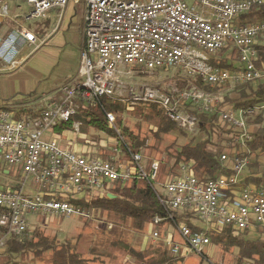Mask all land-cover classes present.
Segmentation results:
<instances>
[{
	"label": "built area",
	"instance_id": "2783aa9c",
	"mask_svg": "<svg viewBox=\"0 0 264 264\" xmlns=\"http://www.w3.org/2000/svg\"><path fill=\"white\" fill-rule=\"evenodd\" d=\"M84 46L80 52L79 75L82 82L63 86L57 100L36 109L37 117L14 119L10 111L0 110V164L18 167L31 175L38 191L25 195L13 188H0V255L11 235L28 230V216L88 218L89 211L70 204L104 195L113 184L127 185L139 179L155 193L166 217H155L150 225L154 241L164 234L170 255H201L210 241L205 232H192L184 223H176L172 212L190 214L213 229L245 233L258 226L264 231V190L240 186L246 158L232 157L230 176L197 179L189 166H181V175L157 183L160 162L152 161L148 170L141 164L140 153L124 152V160L101 159L76 154L56 140L46 138L56 125L67 122L76 113V101L97 102L100 98L136 106H158L164 116L182 131H191L196 120L186 107L209 114L218 106L217 95L190 85L163 93L142 86L125 93L118 80V65L137 66L145 72L180 69L189 79L198 78L208 85L244 84L261 79L255 68V46L264 41V22L237 25V18L264 0H84ZM69 0H25V21L44 20L51 10L62 11ZM196 5L201 10H196ZM9 7L0 0V27L8 18ZM36 35L25 28L0 36V63L15 69L26 48L38 49ZM234 50L238 70L234 73L213 64L219 51ZM264 111V103L247 111L219 112L221 122L247 137L246 116ZM113 126L115 118L106 114ZM77 128V125L74 126ZM118 133V131H117ZM243 141V140H242ZM116 151V150H115ZM229 160L227 154L220 161ZM160 188L163 193L157 191ZM170 229V230H168ZM170 231V232H169ZM176 233L181 242L173 240Z\"/></svg>",
	"mask_w": 264,
	"mask_h": 264
},
{
	"label": "trees",
	"instance_id": "16d2710c",
	"mask_svg": "<svg viewBox=\"0 0 264 264\" xmlns=\"http://www.w3.org/2000/svg\"><path fill=\"white\" fill-rule=\"evenodd\" d=\"M264 22V4L259 7L252 8L248 13L240 15L235 23L237 25H250ZM257 51V58L254 63L255 68L259 71L262 62H264V41L255 46ZM228 49H223L218 54H223ZM234 51V50H231ZM217 54V56H218ZM216 56V57H217ZM238 60V58H237ZM213 64L223 70H228L232 73L238 70V67L230 64L228 61L216 58ZM197 89L208 93L218 94L224 87L218 85H208L202 83L198 78L192 82ZM179 89L187 87L186 81H180L177 84ZM238 89L240 93L237 98H229L224 96L217 106V111L209 114L197 112L192 107H186L185 111L196 120V127L205 134L206 139L196 143L189 142L182 146L179 150L169 153L170 161L161 163L157 183H164L166 180L181 175L180 167L189 166L193 175L199 180L216 179L220 176H230L232 170L220 161V156L224 151L213 152L208 150L211 139L214 135H231V139L235 141L239 138V131L234 130L219 119L220 108L228 107L229 110L247 111L254 109L256 106L264 103V84L259 83L255 88L251 86V82L241 84ZM76 113L72 115L67 122L56 125L53 129L55 134L63 132H70L74 130L77 125L80 128L88 127L101 133H105L110 137L120 142V148L123 152L129 150L132 153H140L144 150V139L133 135L126 127H122L121 132L116 131V128L109 127L106 119V114H112L116 119H120L121 115L125 113L127 105L100 98L94 103H85L84 101H76ZM137 113L146 119H153L156 123L157 130L154 134L158 138L162 134H167L171 130L179 129L174 123L170 122L163 114V111L156 105L140 104L136 105ZM134 108V107H133ZM2 111H10L13 113L14 119L20 118H35L37 113L35 109H16L12 110L5 106L0 107ZM146 112V115L145 113ZM264 116L262 113L253 114L245 117L247 127L250 125L254 127L252 132H248L247 137L243 138V145L234 144L226 151L231 163L232 157L248 158L252 154H264V127L262 126ZM224 150V149H223ZM232 150L234 151L231 154ZM99 158L103 156H98ZM103 159V158H101ZM152 161L144 164L145 170H148ZM244 186L253 185L258 189L264 190V173L257 176L247 177ZM15 189V188H13ZM19 190V189H15ZM70 204L79 207L85 211L91 209H99L105 212L113 213L121 220H130L132 226L137 230H143L146 225H149L155 217L164 218L166 212L159 203L155 193L143 181L133 179L127 185L113 184L107 193L102 196L92 197L89 199L83 198L80 200L71 199ZM173 219L176 223H184L192 232H202V229L190 223V214H180L172 212ZM28 232L21 235H11L6 241L7 254H24L26 252L41 255L42 252L52 250L53 264H92L84 259L79 252L74 250L69 245H63L59 249L55 248L51 241L34 232L28 238ZM243 233H238L236 236L230 229H221L219 232L212 230L205 232V236L214 245H220L223 248L236 247L239 250V263L247 261L251 264H264V240L261 239H245ZM135 254L134 252H132ZM143 255H141L142 258ZM150 259L142 260L140 264H168L167 259ZM178 258L175 262H180Z\"/></svg>",
	"mask_w": 264,
	"mask_h": 264
},
{
	"label": "rangeland",
	"instance_id": "374dc122",
	"mask_svg": "<svg viewBox=\"0 0 264 264\" xmlns=\"http://www.w3.org/2000/svg\"><path fill=\"white\" fill-rule=\"evenodd\" d=\"M193 1L194 0H186V3L190 6ZM70 5H73L75 8V14L71 17V20L67 25L65 20L62 22L61 28L56 34L59 37L61 36L67 43L66 50L57 57L56 65H52L48 71L49 75H46V78L41 80L39 76L40 70L38 71V69H28V66L26 68L24 66L20 70V72L26 73V75L32 80L40 79V87H42V89L62 82V79L59 78V71L64 69L67 64L66 62H68V66L70 65L71 67L77 64L76 46L81 38L80 15L83 12L84 3L82 0H70ZM195 8L198 11L201 10L199 5H196ZM27 10V7L22 4V11L26 12ZM37 22L40 23V20H37ZM34 24L33 21L26 22L25 20H22L23 27L30 32H34ZM64 55L66 57H63ZM237 58L238 57L234 51L227 50L223 54H218L216 60L219 61L224 59L230 64L238 66L239 62L237 61ZM116 71L118 80L124 84L125 93H127L130 87L137 89L142 86H149L158 89L163 93H167L171 89L178 88L177 84L180 81H186L187 87H189L190 85H193L192 82L195 80L189 79L182 70L177 68L145 72L137 66L118 65ZM259 72L261 74V79L251 82L253 88L259 85V83L264 84V62H262ZM51 75L52 77H49ZM240 85L241 84L235 83H227L224 85V88L218 94H215L218 97L219 103L226 95L229 96V98H237L240 93V89H238ZM127 109L128 110L121 115V120L116 119L114 116V125L109 127L116 128V131L119 132H121L122 127H126L130 133L145 140L144 150L141 152L143 158V161L141 162L142 165L149 161L167 163L170 161L168 156L169 153L179 150L189 142L196 143L206 139L205 134L200 132L197 127L193 128L191 131L183 132L174 129L167 134H162L156 138L154 136L157 130L155 121L153 119L143 118L139 115L136 106L127 105ZM213 111H217V107H215ZM219 111L226 112L229 111V108H220ZM144 113L146 115V112ZM258 113H262L264 116V111L256 112L255 114ZM262 126L264 127V120ZM83 129L86 131L87 137L90 139L95 137V139L98 140L102 139L103 142L108 140L115 145L114 147L120 146L121 140L117 141L109 135L105 133L102 134L92 128L84 127ZM246 129L247 134H249L254 130V127L250 125L249 127H246ZM242 140L243 139H240L239 137L238 140L235 141L234 139H231V135H214L208 146V150L213 152L224 151L226 154L228 148L233 147L232 145L234 144L238 143L241 145V148H243ZM119 149L120 151L117 155L121 156L123 151L120 147ZM246 160L247 164L242 171V177H245L246 179L247 177L257 176L264 173V154H252L249 155ZM11 168L12 173L8 179L0 174V185L5 187L13 186L16 188H22V183H24L26 187L33 183V177L31 175L24 176L20 168ZM157 191L160 194L163 193L160 188H157ZM21 192L23 194H35L33 188H22ZM89 213L90 216L88 218L80 216L56 218L30 215L27 219L29 225L27 230L28 238L30 234L36 232L51 241L53 246L57 249L63 245H69L79 252L84 259L92 262V264H101L100 259H103V262L107 264H140V261L142 262V260L146 261L154 259L150 257L151 250H154V246H156L155 249L159 246L152 244L151 233L154 230H159L158 227L149 224L146 225L143 230H137L132 226L130 220H121L113 213L99 209H91L89 210ZM189 221L191 224L202 230L212 228L211 224L203 223L194 217L189 218ZM257 233L260 234L255 236L249 235L245 232L242 236L245 239L264 240V231L262 229L257 230ZM173 236L175 242H181L179 236L175 232L173 233ZM210 243L212 245L210 248L214 250L211 256L208 255V258H203L201 255L195 254L192 256V260L188 261V264H223L222 257L229 260L231 264H251L247 261H241L239 263V250L236 247L232 246L230 248H223L220 245H214L212 242ZM159 250L162 252L161 247ZM99 252H103L107 257H99ZM141 255H143L142 258ZM52 257V250L42 252V254H39L38 256L31 252L13 254L11 256L4 254L1 259V264H53Z\"/></svg>",
	"mask_w": 264,
	"mask_h": 264
},
{
	"label": "crops",
	"instance_id": "0c3cea01",
	"mask_svg": "<svg viewBox=\"0 0 264 264\" xmlns=\"http://www.w3.org/2000/svg\"><path fill=\"white\" fill-rule=\"evenodd\" d=\"M7 3L9 7L8 18L4 19L2 26L0 27V36L4 37L9 32L24 28L22 25V4H25V0H2ZM77 1V0H76ZM84 3L83 12L80 15V24H81V31H80V41L76 46V59L77 64L71 67L68 66V62H66L65 67L60 72V77L62 82L59 84L51 85L50 87L42 89L40 87V83L42 79L46 78V75H49V69L52 65H56L57 57L61 55L66 50L67 43L64 39L57 34V32L61 28L62 22L65 20L66 25L71 20V17L74 16L75 8L73 5H70V0L68 5L62 10H51L47 17L44 20H40V23L37 20H33V29L36 37L38 38L39 43L42 45L33 50L32 48H26L20 54V61L21 64L19 67L15 69H11L8 66L0 63V107L5 106L6 108L16 110V109H39L43 107L47 102L52 100H57L60 97V90L63 86H71L77 85L82 82V78L79 75V66H80V52L84 46V18L86 13L85 2ZM27 7V6H26ZM35 21V22H34ZM31 22V21H26ZM37 53V54H36ZM62 57V56H61ZM63 57H66L65 55ZM238 61V60H237ZM27 67L28 69H38L40 72V81L39 80H32L29 78L28 75L24 72H20L22 67ZM239 66V65H238ZM235 66V67H238ZM49 77H52L49 76ZM103 134V133H102ZM46 138L56 140L62 147L81 155H88L92 157L99 158L98 156H103V159H113L115 161H122L124 160V152L121 156H118L120 149L119 147H114L115 145L112 144L110 141H102V139H95L88 138L86 131L79 126L74 128V130L70 132H63L61 134H55L54 132L47 133ZM56 138V139H55ZM109 146V147H108ZM116 150V151H115ZM234 151L231 152L233 154ZM224 154V153H223ZM228 168H231V163L227 160L225 163ZM12 168L7 167L3 164H0V174L7 179L10 177ZM241 183L240 186H244L243 182L245 177H240ZM255 187L253 185H249ZM0 188H15L21 191L22 188L30 189L33 188L35 190V194L38 191V188L35 186L34 181L32 184L26 187L24 183H22V188H16L13 186H3L0 185ZM107 191H105V194ZM34 194V195H35ZM30 195V194H25ZM32 196V195H30ZM102 196V195H100ZM89 199V198H86ZM170 230V229H168ZM215 230L219 232L218 229L208 228L207 230H203L204 232ZM257 230H261L258 226L250 228L246 233L249 235H259ZM170 232V231H169ZM174 240L173 234H171ZM233 235H236L233 233ZM9 239V238H8ZM7 239V240H8ZM164 234H161V239L154 241L152 239V244L158 245L159 247L156 248L154 246V250H151L150 257L154 258L155 260L163 259L168 257L167 262L168 264H176V260L178 258H174L170 255L169 251L166 249L164 244ZM211 243L205 246L202 250L201 257L208 258V255L211 256L214 252L212 248H210ZM162 248V252L160 249ZM7 247L3 248L1 255H0V264L1 259L4 254H7ZM181 261L177 262V264H188V261L192 260V256L195 254L188 255L184 257L185 251L181 249L180 251ZM99 257H107L106 254L104 255L103 252H99ZM104 258V259H105ZM225 257H222L223 264H231L229 260H225ZM101 264H107L103 262V259H100Z\"/></svg>",
	"mask_w": 264,
	"mask_h": 264
}]
</instances>
